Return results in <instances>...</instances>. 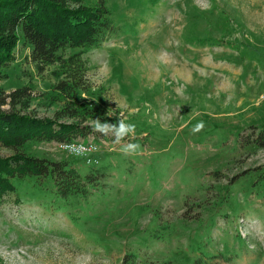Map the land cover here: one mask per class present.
<instances>
[{
	"label": "rangeland",
	"instance_id": "1",
	"mask_svg": "<svg viewBox=\"0 0 264 264\" xmlns=\"http://www.w3.org/2000/svg\"><path fill=\"white\" fill-rule=\"evenodd\" d=\"M102 1L103 40L58 52L73 57L77 86L56 88L64 66L37 70L17 41L0 89L28 87L19 111L34 116L135 124L122 143L140 149L125 156L91 131L72 141L93 137L87 164L58 143H25L92 183L61 199L47 178L14 179L17 201L0 199V264H264V140L253 141L264 129V0Z\"/></svg>",
	"mask_w": 264,
	"mask_h": 264
},
{
	"label": "trees",
	"instance_id": "2",
	"mask_svg": "<svg viewBox=\"0 0 264 264\" xmlns=\"http://www.w3.org/2000/svg\"><path fill=\"white\" fill-rule=\"evenodd\" d=\"M110 28L109 10L102 0H93L91 5L83 0H0V78L5 76L1 69L13 60V47L21 41L29 48V60L37 70L55 62L64 66L66 81H60L56 88L64 91L68 86H77L79 68L74 66L73 57L62 61L58 52L97 46ZM29 95L26 86L7 93L0 89V146L11 152L0 156V199L14 193L17 201L12 181L26 177L49 179L57 198L85 195L86 184L92 183V178L81 176L67 161L34 157L23 152L22 147L28 142L69 143L86 136L92 128L58 122L62 112H56L50 119L19 111L27 106ZM263 140L264 129L253 141L262 145ZM213 257H196L189 264H219ZM121 264L139 263L126 255Z\"/></svg>",
	"mask_w": 264,
	"mask_h": 264
},
{
	"label": "clouds",
	"instance_id": "3",
	"mask_svg": "<svg viewBox=\"0 0 264 264\" xmlns=\"http://www.w3.org/2000/svg\"><path fill=\"white\" fill-rule=\"evenodd\" d=\"M135 124L126 123L123 119H118L116 123H109L107 121L101 122L99 118L91 122L93 132L100 133L102 136H111L113 143L120 145V151L125 156H132L138 154L140 145L132 142H124L129 137L135 136ZM204 127L203 121L197 123L193 129V133L200 132ZM83 146L70 145L69 149L72 153L80 155Z\"/></svg>",
	"mask_w": 264,
	"mask_h": 264
},
{
	"label": "built area",
	"instance_id": "4",
	"mask_svg": "<svg viewBox=\"0 0 264 264\" xmlns=\"http://www.w3.org/2000/svg\"><path fill=\"white\" fill-rule=\"evenodd\" d=\"M263 74H264V70H263ZM60 145H61V147L67 149L68 151H70V149H69L70 145H77V146L82 145L83 148H82L81 154L79 156H81L83 158L84 162L87 164H95L97 162V160L95 159L96 158L95 153H96V149H97L96 147L97 146L95 145V141H94L93 137H88L86 139L76 140L75 142L63 143Z\"/></svg>",
	"mask_w": 264,
	"mask_h": 264
}]
</instances>
